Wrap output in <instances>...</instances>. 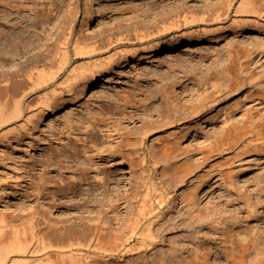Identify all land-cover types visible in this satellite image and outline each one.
Instances as JSON below:
<instances>
[{"label":"rangeland","instance_id":"374dc122","mask_svg":"<svg viewBox=\"0 0 264 264\" xmlns=\"http://www.w3.org/2000/svg\"><path fill=\"white\" fill-rule=\"evenodd\" d=\"M154 1L157 2L156 0H0V27H6L9 32L14 30V32L19 33L27 25L30 26L29 32H31L27 31V34L29 33L30 38H33L35 42L33 43L29 38V42L33 43L34 46L30 45V51L25 56L30 57L35 52L49 53V48L57 34L69 25L77 34L81 36L83 34V37H88L89 40L97 37L99 41H105L112 33V36L129 35V29H132L130 27H133L132 25L137 20L142 21L143 18L151 19L153 17V12L151 15H146L143 9L151 6L150 3H155ZM219 1L221 0H206L207 6ZM256 1L264 11V0ZM171 2L172 0H169L170 4H172ZM189 4L200 5L203 4V1L189 0ZM135 7L139 10L136 11ZM234 18L233 11L231 17L226 21L210 25L209 28L218 29L208 34L195 32L193 35H184L175 42L170 39L171 35L165 36L161 39L159 46L154 49L149 46L150 42L120 45L113 48L110 52L117 48L127 47L138 48V50L119 56L109 70L103 69L97 77H89L77 83L72 96L63 95L66 100H62L52 110L37 112L34 122L30 125V130L28 128L22 130V135L21 132L12 131L5 142L0 139V187L4 185L5 187L2 188L6 190L5 194L1 190L0 208L7 209L8 213L31 211L44 218L48 216L49 221H57L62 229L65 228L66 224L75 225L76 230L83 229L81 227L83 225L84 228H87L90 221L89 229L97 220L102 221V223L106 221V226L110 229L116 230L118 226L117 230H122L124 222L130 219L132 212V206H130L132 203L129 202L134 199L132 191L135 193L136 190L139 192V189H145V186L152 185L154 188L157 185L155 187H158L157 192L163 191L164 199H166L161 209L167 210L166 217H169L178 215L177 212L186 204V202H182L183 194L189 189L197 187L196 203H194L196 209L215 220L204 224L195 222L189 227L184 225L185 227L172 229V225L169 224L171 218H166L169 221H165L171 228L168 227L169 230H167L163 240L159 241L154 249L147 253L124 255L123 259L120 258L121 254L108 255L110 258L106 262L104 259H99L101 255L94 254L89 264H150L156 253L155 257L170 256L168 251L176 244L172 245L170 240L175 237L180 242L176 245L185 246L184 249L182 248L184 254L185 252L187 254L192 253L198 249L208 250L207 247H210L212 250L208 256H210L211 263L232 264L233 260L230 257H232L231 249L233 246H231L232 243H228V250L224 247L227 244L222 242L220 238L223 236V228L230 233L236 232L238 237H243L244 241L249 237L264 236V21H258L251 17V19L242 20L238 24ZM107 33L110 35L107 36ZM105 34L107 38H104ZM40 37L42 38L39 41ZM25 56L7 61L3 67L0 66V70L14 69L21 60L26 58ZM85 59V57L75 58L74 64ZM242 64L243 66H241ZM243 68L245 72L241 73ZM164 90L167 91L166 95ZM166 96L167 98H165ZM169 97L170 99H168ZM30 100L34 106L39 104L38 98L29 96L28 101ZM167 100L169 104L173 102L172 105L176 101L182 108L186 106V111L189 110L193 114L189 112L190 115L184 114L185 117L181 111L178 114L175 112L177 122L173 121L172 124H166L164 120L163 123L165 124L163 127L160 126L162 114L165 115L169 111L166 106ZM189 107H193V110H200L192 111V108L189 109ZM125 114V119L120 124L121 127L117 125V122H112L115 118ZM180 114H182L183 117L181 118L183 119L178 117V115L181 116ZM251 116L253 117L251 118ZM99 117H105L113 123L110 127L112 131L109 126H102L101 128L100 143L103 145L100 144V149L104 150V153L107 146L113 149V147L116 148L117 143L122 144L120 140L126 138L124 132L129 131V129L134 131L136 130L135 127H139L137 131L141 130L142 133L145 123H147L145 128L149 127L148 123L150 122L151 124H158H155L156 127L153 126L155 129L152 128L151 133L149 130L145 134L146 136L143 134L146 137V142L142 144L139 140L141 145H138V150L141 151L139 150L138 154L144 158V153L148 152V158L145 160L141 157L144 165L140 163L136 171H141L138 174H141L140 176L145 182L143 183L139 177L138 181L140 182L136 183L137 180L133 177L135 166L133 167L129 157L117 153L114 159L109 158L110 155H106L107 158L104 156V161H107L104 169L111 172L110 177H113L106 186L101 184L102 180L96 176L98 171L93 170L90 174L92 181L89 179L90 181L85 180L86 182L79 183L78 186H82L78 187V191L76 190L72 194L67 187L69 184L60 180L62 169L68 168L63 169L64 175H72V183L79 180L78 176L81 175V169L77 170L79 164L77 160L64 159L65 155L60 153L61 150L59 151L58 145H61L62 148L64 145L70 147L71 145L67 143L69 137L66 135L71 133L73 135L69 136L73 142L80 140L79 137H81L77 144L78 147L84 149L87 147V143L92 145V131L95 128L93 127L94 130H92L93 125H90V119H98ZM246 117H249L250 122ZM246 120L249 124L245 122ZM152 121L156 122L153 123ZM234 122L237 125L242 123V125L239 126L240 128H236L237 130L232 131L235 127L231 130L229 128ZM245 126L246 128H244ZM248 127H252L253 130ZM227 129L231 132L226 133ZM107 130L112 133L115 132L113 133L116 136H114L115 141L109 142L113 136L111 138L107 136L110 133ZM171 139L178 142H171ZM52 140L53 144H51ZM167 142L173 143V146L177 144L175 148L184 153L187 151V154L183 155V152L178 150V157L177 152L174 153L175 150L174 152L170 150L173 153L170 152L169 156H165L163 146ZM89 144L88 146H90ZM48 145H51L50 147L53 149L47 147ZM152 146H154V150L151 148ZM182 148H187L190 152L187 149L184 151ZM51 150H56L55 153L57 152V154L60 153L61 157L63 156L62 161L57 160L58 162L54 161L50 164L46 154L48 151L50 153ZM94 151L96 160L92 161V163L94 162L93 167L97 166L96 161L102 159L96 152L98 149H94ZM94 151H89V154L91 152L94 154ZM106 151L108 152V148ZM151 152L157 153L159 157H154ZM174 154L177 158L173 156ZM186 156L194 158L191 160L194 161L192 162L194 165L199 164H196L197 167L192 166L193 168H190L193 170L195 167L194 172L191 170L192 172H189L184 180L181 181L180 177H178L180 180H177V177L173 179V176L177 174V166L181 164L183 168V165L189 164L185 162L188 161ZM34 157H37L38 165L36 167H33L34 164H32L35 162H32ZM155 158H157L156 160L161 159V161H156ZM163 158H168V160H163ZM154 160L159 163L155 164ZM47 162V165L50 164L48 167ZM65 162L71 166L67 163L64 166ZM183 162L185 163L183 164ZM62 164H64L62 168L58 167ZM174 173L176 174L174 175ZM171 174H173L170 178L171 182L173 180L176 182L171 183L168 179ZM93 175L94 178H92ZM54 178H58L59 181ZM44 179L48 183L46 188L44 185V187L39 186L40 180ZM56 182L59 184L61 182L60 185L63 184V188L61 187L63 192H60L59 196H55L54 193L58 187ZM140 185L145 186L141 187ZM51 187H53V191ZM8 190L14 192V202H5L8 198V196L6 197ZM27 192L30 194L26 196ZM77 203L79 204L77 205ZM71 204L75 207H72ZM184 210L187 208H183ZM188 216L185 217L188 219ZM236 216L238 217L236 218ZM124 219L126 220L124 221ZM127 223L125 222L126 225H128ZM213 224L220 226V230L216 231ZM206 232L209 233L206 234ZM244 236H248L247 239ZM261 239L264 240V237ZM261 244L264 245V242ZM238 245L240 248L241 244L238 243L237 248ZM164 249H166L167 254L161 252ZM254 251L256 250H253L254 258L260 255H256V252L254 255ZM161 253L162 257L157 256ZM95 258L96 261L93 260ZM164 258H170L171 262V259L174 261L178 259L179 255L178 258L177 256ZM168 259L167 261H169ZM174 261L171 263H175Z\"/></svg>","mask_w":264,"mask_h":264},{"label":"bare ground","instance_id":"6f19581e","mask_svg":"<svg viewBox=\"0 0 264 264\" xmlns=\"http://www.w3.org/2000/svg\"><path fill=\"white\" fill-rule=\"evenodd\" d=\"M156 1L157 2L154 1L155 3H153V2L150 3L152 5L149 6L148 8L143 9V11H145L146 15H151V13L153 12L154 13L153 17L151 19H144L143 18L142 21L137 20V22H135V20H134L135 24L132 25L133 27H130L132 29L131 30L129 29V33H128L129 35L112 36V34H113L112 33L111 36L107 40L105 39V41H102V40L99 41L97 39V37H95V39L89 40V39H87L88 37H83V34H82V36L77 34L73 30L72 27H69L70 26L69 25V26L65 27L59 34H57L56 38L54 39L53 43L51 44V46L49 48V51H48L49 53H46L47 55L45 53H42V52L41 53L35 52L30 57L25 56L26 53L30 51L29 50L30 45L32 46L33 43H35L33 38L31 39L29 36V33L31 32V31L29 32L30 26L28 27V25H27V27L22 29L21 32L18 31L19 33L14 32V30L9 32V30L6 27H0V66L3 67L7 61L13 60V58L15 59L17 57H22V56L26 57L24 60H21L20 63L14 69H8V70L2 69V70H0V139L3 142H5V139L9 137V133L12 131H16V133L21 132V135H22V130L27 129V128H28V130H30V128H31L30 125L32 122H34V118L37 115V112H40L43 110H46L48 112V111L52 110L55 106H57L59 103H61L62 100H66V99H64L63 95H71L72 94L73 89L75 88V85L77 83H79L80 81H84V80L88 79L89 77H97L98 73L100 71H102L103 69L109 70L111 68V65H113V63L117 60V58L119 56H123L127 52H129V53L133 52L134 53L138 50V48L127 47V48H123V49L117 48L113 52H110L115 47H118L120 45H134V44H137L139 42H142V43L150 42L149 46L152 49H154L157 46H159V43L162 41L161 39L165 36L168 37V35H171L170 39L172 40V42H175L180 37H182L184 35H188V34L193 35V33H195V32H198V33L203 32V33L208 34L209 32L218 29V28H209L210 25H214V24L222 23V22L226 21L229 17H231V14L233 11H234V15H235L234 19L236 22L238 21V24H240L242 22V20L251 19V17H254L258 21H260V20L264 21V11L259 7L256 0H221L219 2L210 3V5L208 4V6H207L206 0H202L203 4H200V5L189 4V0H172V2H171L172 4L169 3V0L168 1L156 0ZM135 8H136L135 9L136 11L139 10L137 7H135ZM14 26H15V24H14ZM27 31L29 32L28 34H27ZM108 35H110V33L109 34L107 33V36ZM107 36L105 34L104 38H107ZM29 38L31 39V41H33L32 44L29 42L30 41ZM41 38L42 37H40L38 40L40 41ZM175 45H173V46H175ZM106 53H108V54H106ZM84 57L86 58L84 61H81V62L74 64L75 58H84ZM241 66H243V64ZM242 72L243 73L245 72L244 68L241 69V73ZM169 89H168V91L171 92V90H169ZM164 91H165V95H166L167 91L166 90H164ZM170 92H168V93L170 94ZM29 96H33L34 98H38L39 104L37 106H34V103L31 102V100L28 101ZM167 96L165 98H167ZM66 97H68V96H66ZM168 99H170V97ZM176 100H178V99H176ZM171 102H172V100H171ZM167 103L168 104H166V103H164V104H166L169 111H168V109L165 108L168 111V113L166 112L165 115H163L164 113L162 114V117L160 119V126H162V127H163V124H165V123L170 124L171 122L176 121L175 112L178 114V112L181 111L183 113V115L184 114L190 115V113L193 114L189 110H188V112L186 111V108H185L186 106L182 108L181 105L176 101L174 102V105H172L173 102L171 104H169L168 100H167ZM191 108L189 107V109H191L192 111L197 110L196 107H195L196 110H193L194 109L193 107H191ZM198 110H200V109H198ZM177 114H176V116H177ZM180 115L181 116L178 115L179 118L183 117L182 114H180ZM125 116H126V114L122 115V116L120 115V117L115 118L114 121H112V122L113 123L117 122L118 123L117 125L120 126V124H122L123 120L125 119ZM253 116H251V118ZM131 117H132V115H131ZM181 119H183V118H181ZM164 120H165V123H163ZM156 121H152V122L154 123ZM248 121H249V119H248ZM112 122L109 121L105 117H102V118L99 117L98 119H92V120L90 119V125H93L92 130H94V128H95V130H97V131H95V130H94L95 132L92 131V134H93L92 135L93 136L92 137V142H93L92 145L87 143V147H85L86 146V143H85V146H84L85 148L83 147L84 149L78 147V145H77L78 141L81 140V137H79L78 134H76V135L80 138V140L76 139L77 141L74 140L75 142L71 141V137L69 135H71V134L73 135V133L69 134L68 136L66 135V137H69L67 139L68 141L67 140L66 141H67L68 145H71L70 147L67 145L66 146L64 145L63 146L64 148H62L61 145H58L60 147L59 151L61 150L60 153L65 155L64 159L68 158L70 160L71 159L77 160V162L79 163L78 164L79 169L77 168V170L81 169L80 170L81 175L78 176L79 180H75L74 183H72L73 182V180L71 179V177H73L72 175H67V176L64 175L63 169L67 168V167H64L62 169V172H61L62 176H61L60 180L65 182V184L70 185V186L68 185L67 187H69L68 190L72 194L76 192L78 187L82 186V185L78 186L79 183H84L91 178L90 174L92 173L93 170L98 171V174H96V173L95 174L97 177L99 176L100 179L102 180L103 183L101 182V184H104L106 186V184L109 183L108 181L112 180L113 177L112 176H111L112 178L110 177L111 172L106 171L104 169V165H105V163H107L106 160L104 161V156H106V155H110V157L109 156L108 157L109 158L112 157V159H114V156L117 153H120V154L122 153L123 156L129 157V161L133 164V167L135 166L134 167L135 172H133L134 173L133 177H134V179L137 180L136 183L140 182V181H138L140 178L142 180V177L140 176L141 174L140 175L138 174L139 170L136 171V169H138V166H140V163H142V161H141L142 159L145 158V160H147L148 152L144 153V155H143L144 158H143L140 154H138V151L140 150V149L138 150V145L140 146L141 145L140 143L143 144V142H146L145 141V138H146L145 134L149 130L151 133L153 131L151 129L154 128L153 126L156 127V125H158V124H156V123L151 124V122H150V123H148L149 127L146 126L148 128H145V125L147 124V123H145L144 126L142 125L144 127V130L142 131V133L140 132L141 128L139 129L140 131H137V129L139 127L138 128L135 127L136 130H134V128H133L134 131H131L129 129V131L124 132V134L126 133V135H125L126 138L120 140V142H122V144L117 143L115 145L116 148L113 147V149L109 148V146H107L106 149L108 148V152L105 149V153H104V150L100 149V144H101L100 143V136H101L100 133L102 132L101 128H102V126H109V129H110V127L112 126L111 125ZM245 122H247V120ZM253 122H254V119H253ZM157 123H158V121H157ZM247 123H245V124H247ZM228 125L230 126L231 124L229 123ZM228 125H227V127H228ZM240 125H242V123ZM240 125L239 124L237 125L234 122V123H232L230 128L229 127L228 128L231 130L233 127H235L232 130V131H234V129L240 128L239 127ZM160 126H158V127H160ZM236 126H238V127H236ZM252 127L251 128L248 127V128L252 129ZM244 128H246V126ZM230 130H228V131L225 130V131H226V133H230L231 132ZM256 130H258V128ZM107 131H108V133L110 132L109 134L107 133L108 134L107 136H109L110 138L113 136V138L109 139V142L111 143V142L115 141L116 136L113 135V133H115V132L113 131V133H112L111 132L112 130L111 131L107 130ZM258 132H260V131H258ZM122 134H123V132H122ZM59 137L61 138V135ZM140 137H141V139H140ZM62 138H64V137H62ZM75 138H76V136H75ZM106 140H107V138H106ZM139 140H141L140 143H139ZM168 140H170V139H168ZM172 141L173 140L171 139V142ZM176 142H178V141L175 140L174 143H176ZM58 143L60 144V142H58ZM51 144H53V140H52ZM88 144L90 146H88ZM102 145L103 144H101V146ZM175 145H177V144H174V146H173V143L171 144L170 142H167L163 146L164 147V153L163 154H165V156H169L175 150L174 153L177 152V155L179 157L178 150H180V149L175 148ZM50 146L51 145H48L47 147L51 148ZM110 146H113V145H110ZM153 147L154 146H152L151 148H153ZM51 149H53V148H51ZM94 149H98V151H96V152H97V154L99 153L98 154L99 157L102 158L101 161H96L95 164H97V166L95 165V167L92 166V164L94 163V162L92 163V161L96 160L95 159L96 153H95ZM102 149H104V148L102 147ZM154 149L155 148H153V150ZM176 149H177V151H176ZM184 149H187V148H184ZM170 150H172L173 152H171ZM187 150H188V152H190L189 149H187ZM55 151L51 150L50 153L48 151L47 152L48 154H46V158L48 159L50 164L52 162L54 163V161H57V160L62 161L63 156L61 157V154L60 153L57 154V152L55 153ZM89 151H94L93 152L94 154H92V152L89 154ZM180 151H182V150H180ZM184 151H186V150H184ZM185 153L183 152V155ZM152 154H154V157H159L157 153H152ZM180 155L183 156L181 153H180ZM188 155H190V154L188 153ZM123 156L122 157L120 156V157L123 158ZM173 156L177 158L176 154H174ZM187 156H186V158H188V161H185V162H188L189 164L186 166L183 165L184 166L183 168H182L181 164L179 166H177V168H176L177 174L174 173V175L175 174L176 175L173 176L174 177L173 179H175L177 177L176 178L177 180H180V178H181V181L184 180V178H186L189 175V172H192L195 169V167H194V169L193 170L191 169L192 170L191 171L190 168L192 166L197 167L196 164H199V163H196L194 165L192 163L194 161H191L194 158L192 159L190 156L189 157H187ZM141 157H142V159H141ZM106 158H107V156H106ZM156 159L157 158H155V160ZM164 159L168 160V158H163V160ZM36 160H37V157H34V159L32 160V162L35 161L32 163V164H34L33 167H36L38 165ZM119 160L121 161V159H118V161ZM41 161H42V159H41ZM156 161H161V159L160 160L158 159ZM156 161H155V164L159 163ZM197 161H198V159H197ZM67 162H65V165L62 164V165H59L58 167L62 168L63 165L66 166ZM110 162H109V164H110ZM164 162H166V161H164ZM185 162H183V164ZM39 164H43V163H39ZM47 164H48V162L46 163V165ZM155 164H154V166H155ZM49 165H47V167ZM141 165H144V164L142 163ZM69 166H71V165H69ZM180 166H181V168H180ZM47 167L45 166V168H47ZM42 169H44V168H42ZM143 171H144V169H143ZM102 173H103V175H101ZM139 173H141V171ZM229 173L231 174V172H229ZM229 173H228V175H229ZM94 175L92 178H94ZM164 175H166V174H164ZM172 175L173 174H171L170 177L168 176L169 180H170V178H172ZM178 177H180V178H178ZM230 177L232 178V176H230ZM46 178H47V176H46ZM52 178H51V180H52ZM75 178H73V179H75ZM41 179H43V178H41ZM54 179H56V181L58 180V178H54ZM45 180L46 179L40 180V185H39L40 187H44V186H45V188L48 187V183ZM42 181H43V183H42ZM173 181L176 182V180H173ZM37 182L39 184V181H37ZM142 182H143V180H142ZM170 182H171V180H170ZM56 183H57L58 187H56L55 190L53 189L54 186L51 188H52V191L54 190L55 196L56 195L59 196L58 194H60V192L61 193L63 192L61 189L63 184L60 185L61 182H60V184L58 182H56ZM146 183H147V181H146ZM145 185H143V186H145ZM105 186H104V188H105ZM132 186H133V184H132ZM143 186H141V187H143ZM2 187H0V197H2L1 190H2V193H4V194L6 192V190ZM155 187L153 188L152 185L151 186L149 185V186H145L144 187L145 189H143V190H141L142 188L139 189L140 190L139 192L137 190L135 191V193L132 191V196H134L133 197L134 201L132 199H131L132 202L129 201L130 203H132L130 205V206H132V208L129 206L132 209V212L130 211L131 215L128 214V215H130V217H129L130 219L127 220L128 223H127V221H125L126 219H124V221L128 225H126L124 222V224L126 225V228H125V225L123 224V227L125 229L122 228V225H121L122 230H117L118 226H117L116 230L115 229L113 230L112 228H111L112 229L111 230L110 227L106 226V224H107V223H105L106 221L102 223V221H97V220L94 222V224H92V227H90L89 229H88V227L91 225L90 221L88 223L90 225H87L88 226L87 228L86 227L84 228L83 227L84 225H83V226H81L83 229L76 230L75 225L73 226L71 224L70 225L66 224L65 228L62 229L61 226L58 225L57 221H55V222L49 221L50 219H47L48 216L46 218H44L43 216H41L35 212H31V211L30 212H27V211H25V212L20 211L19 212L18 211L16 213H8L6 211L7 209L5 210V208H2V209L0 208V264H87V263L89 264L92 261L91 259H92V256L94 254L101 255V258H99V259H104L105 262H106V260L108 261V258H110V256H108V255L121 254L120 258L123 259L124 255H129L131 253L140 254L141 252L147 253L149 250L154 249L156 247L157 243L159 241L163 240V237L166 235L167 230H169L168 227L170 225H172V229H173V228L185 227L184 225H186V226L188 225V227H189V225H191V226L194 225L195 222H197V223L199 222V223L204 224V223H210L211 221L215 220V219H212L213 217L209 218V216L205 215L201 210L199 211L196 209L197 207L195 206L194 203H196L195 197H196V192H197L196 188L197 187L196 188L191 187L192 189H189L182 196V200H183L182 202H186L185 205L183 204L184 205L183 208L185 209V207H186L187 210L183 211V208L182 209L179 208L180 210L179 211L177 210L178 215L169 216L171 218V221L167 220L166 218H169V217H166L167 216V210L161 209V206L166 201V199H164V195H163L164 192L163 191L160 193L157 192L158 187L157 188H155ZM3 189L5 190L4 192H3ZM105 189H107V188H105ZM105 189H103V190L105 191ZM137 189H138V187H137ZM132 190H134V189H132ZM42 191H44V189H42ZM66 192H67V190H66ZM13 193L14 192H12V190L8 192V194L6 195V197L8 196V198L5 201L6 203H9L10 201L14 200ZM105 193L107 194V192H105ZM27 194L29 195L30 193L27 192L26 196H27ZM47 196H49L48 193H47ZM109 202H111V201H109ZM156 203H158V204H156ZM78 204L79 203H77V205ZM109 204H111V203H109ZM115 204L117 205V202ZM115 204L112 203L111 205H115ZM71 205H72V207L74 206L73 204H71ZM75 205H76V203H75ZM115 208H113V209H115ZM165 208H166V206L164 207V209ZM115 212L117 213V211H115ZM118 214H119V211H118ZM118 214H116V215L118 216ZM208 215H211V214H208ZM185 216H188V219ZM49 217H51V216H49ZM237 217L238 216H236V218ZM233 218H235V217H233ZM230 219H232V218H230ZM165 220H167V222L169 221L170 225ZM234 220H233V222H234ZM185 221L187 222V224H185L186 223ZM188 222H190V223H188ZM108 225H109V222H108ZM213 227H216V228H214L216 231L217 230L219 231L221 228L220 226L218 227V225H216V224H213ZM77 228H78V226H77ZM170 228H171V226H170ZM225 228L227 229V227H225ZM248 231H249V229H248ZM207 233H209V232H206V234ZM210 233L212 234L213 232H210ZM214 233H215V231H214ZM216 234H217V232H216ZM222 234H223V236H220V238L222 239V242L224 241L225 244H227L226 245L227 247L224 246L225 248H227V250H228V246H229L228 243L233 244V245L231 244V246H233L231 249L232 253H231V250H229L231 253V256H232V257H230V255H229V257L232 258V260H233L232 264H264V245L261 244L264 242V240L261 239L264 236L260 237L261 235H259V236L253 237V238L249 237L248 239L246 238L248 236H244L247 239L246 241H244L242 239L243 237H241V236L240 237L242 240L239 239L240 237H238L236 232L230 233V232H228V230L227 231L224 230V228H223ZM235 234L237 235V237ZM218 235H217V237H219ZM169 239H171V238H169ZM262 240H263V242H262ZM170 243H172V245H173L175 243L178 244L180 242L175 237V238H172V240H170ZM238 243L241 244L240 248H239L240 245H238V248L236 246ZM176 244L173 245L171 247V249L168 251L171 258L172 257L174 258L176 256L178 258V255H179V258L175 259V261H174V259H171L172 260L171 262L174 261L175 263H171L169 260L170 258L169 259L164 258V257H170L168 255H164V256L162 255V253L166 252V249H164V250H161L162 253L160 255H157V256L162 255L163 256V257L161 256L162 258L155 257V255L157 253L155 255L152 254V255H154V258H152V256H151L152 260L151 259L150 260H151V262L153 261V263L150 262V264H213V262L211 263V261L209 260L210 256H208L211 254V250H212V249L210 250V247H207V249L209 248L208 250H205V249L199 250L198 249L192 253L190 252L189 254H187L185 252V254H186L185 255L184 252L182 251L184 249L183 247H185V246L181 245L182 246L181 247L180 244L179 245H176ZM179 249L181 252L178 251ZM253 250H256V251H254V255L256 253H257L256 255H258V254H260V255H258L257 257L254 258L253 257ZM165 254H167V252ZM167 259L169 261H167ZM93 260L96 261V258ZM97 261H99V260H97ZM143 261L145 262V260H143ZM106 264H108V263H106ZM130 264H132V263H130Z\"/></svg>","mask_w":264,"mask_h":264}]
</instances>
